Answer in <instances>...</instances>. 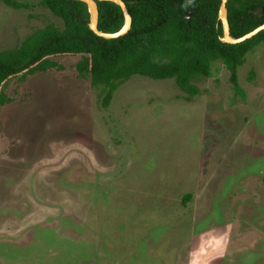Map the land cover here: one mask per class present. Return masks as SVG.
<instances>
[{
  "label": "rangeland",
  "instance_id": "rangeland-1",
  "mask_svg": "<svg viewBox=\"0 0 264 264\" xmlns=\"http://www.w3.org/2000/svg\"><path fill=\"white\" fill-rule=\"evenodd\" d=\"M0 0V54L52 24ZM1 86L0 264H264V44L191 83L134 76L107 107L80 57ZM187 197L186 202H183Z\"/></svg>",
  "mask_w": 264,
  "mask_h": 264
},
{
  "label": "trees",
  "instance_id": "trees-1",
  "mask_svg": "<svg viewBox=\"0 0 264 264\" xmlns=\"http://www.w3.org/2000/svg\"><path fill=\"white\" fill-rule=\"evenodd\" d=\"M13 9H27L26 3L1 0ZM131 17L129 32L104 40L88 28V8L70 0H39V5L62 28L49 24L27 37L18 48L0 54V89L11 78L21 80L37 72L59 69L52 58L80 57L75 65L79 77L102 88V106L107 107L117 85L134 76L152 80H174L190 96L199 94L191 83L208 77L211 65L221 61L237 89V69L245 56L264 44V31L239 45L222 42L218 21L220 0H121ZM97 29L115 33L123 26L118 7L97 3ZM261 9V16L254 12ZM230 35L238 39L264 24V0H227ZM189 17V18H186ZM10 102L0 90V105ZM187 197L183 202H186Z\"/></svg>",
  "mask_w": 264,
  "mask_h": 264
},
{
  "label": "water",
  "instance_id": "water-1",
  "mask_svg": "<svg viewBox=\"0 0 264 264\" xmlns=\"http://www.w3.org/2000/svg\"><path fill=\"white\" fill-rule=\"evenodd\" d=\"M70 1L80 2L88 8V11L90 14V21L88 24V28L94 35H96L99 38H102L104 40H114V39L125 36L131 28V17L128 14L126 5L121 0H70ZM102 2L111 3L120 9L122 17H123V26L121 27L119 31L115 33H102L97 29V21H98L97 3H102ZM226 4H227V0H220L219 10H218V21L221 24L223 43H226L229 45H239L248 40H251L256 35H258L260 32L264 31V24H263L238 39L232 38L230 35L229 24H228L227 16H226ZM254 15L257 17H260L261 9H258L257 11H255ZM186 18H189V17H186Z\"/></svg>",
  "mask_w": 264,
  "mask_h": 264
}]
</instances>
